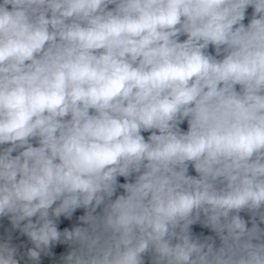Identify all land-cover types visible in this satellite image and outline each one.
Here are the masks:
<instances>
[{
	"label": "clouds",
	"instance_id": "obj_1",
	"mask_svg": "<svg viewBox=\"0 0 264 264\" xmlns=\"http://www.w3.org/2000/svg\"><path fill=\"white\" fill-rule=\"evenodd\" d=\"M3 218L0 264H264V0H0Z\"/></svg>",
	"mask_w": 264,
	"mask_h": 264
}]
</instances>
